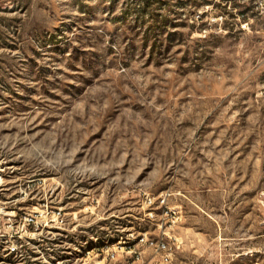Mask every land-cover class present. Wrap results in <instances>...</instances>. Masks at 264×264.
<instances>
[{"label": "rangeland", "instance_id": "obj_1", "mask_svg": "<svg viewBox=\"0 0 264 264\" xmlns=\"http://www.w3.org/2000/svg\"><path fill=\"white\" fill-rule=\"evenodd\" d=\"M145 236L264 264V0H0V264Z\"/></svg>", "mask_w": 264, "mask_h": 264}, {"label": "built area", "instance_id": "obj_2", "mask_svg": "<svg viewBox=\"0 0 264 264\" xmlns=\"http://www.w3.org/2000/svg\"><path fill=\"white\" fill-rule=\"evenodd\" d=\"M160 202L162 205L165 204L166 198H162ZM149 203L153 204L154 202L150 200ZM139 243L152 250L156 259L154 264H175V256L179 249L178 239L170 238V240H166L161 237L154 240L145 236L140 238ZM133 253L138 254L135 251ZM112 257H115V255L113 254Z\"/></svg>", "mask_w": 264, "mask_h": 264}, {"label": "bare ground", "instance_id": "obj_3", "mask_svg": "<svg viewBox=\"0 0 264 264\" xmlns=\"http://www.w3.org/2000/svg\"><path fill=\"white\" fill-rule=\"evenodd\" d=\"M88 255V254H87Z\"/></svg>", "mask_w": 264, "mask_h": 264}]
</instances>
